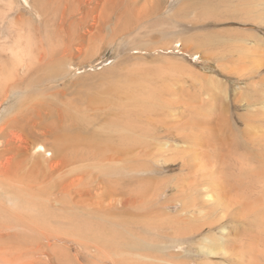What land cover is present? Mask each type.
I'll return each mask as SVG.
<instances>
[{
	"label": "rangeland",
	"instance_id": "1",
	"mask_svg": "<svg viewBox=\"0 0 264 264\" xmlns=\"http://www.w3.org/2000/svg\"><path fill=\"white\" fill-rule=\"evenodd\" d=\"M97 1L0 103L31 197L106 264H264V0Z\"/></svg>",
	"mask_w": 264,
	"mask_h": 264
},
{
	"label": "bare ground",
	"instance_id": "2",
	"mask_svg": "<svg viewBox=\"0 0 264 264\" xmlns=\"http://www.w3.org/2000/svg\"><path fill=\"white\" fill-rule=\"evenodd\" d=\"M20 1L0 0V75L4 79L0 81V103L16 93L26 80L24 78L28 77L25 75L46 59L41 42L34 53L28 49L30 36L32 32L40 31L46 12L52 9L50 21L63 26L67 21L74 22L78 16V20L82 21L92 15L95 2L56 0L57 4H52L53 0ZM57 148L61 151L59 146ZM30 150L20 122L9 119L1 124L0 264H83L78 262V256L83 254L90 260L96 258V263L106 264L104 253L96 256L100 250L95 245L84 242L83 238L75 240L78 233L82 236V224L70 222L59 227L64 222L57 215L47 218L53 211L51 206L33 199L40 188L38 182L35 183L37 179H32L39 176L31 178L34 171L26 168ZM71 249H75V255L70 253Z\"/></svg>",
	"mask_w": 264,
	"mask_h": 264
}]
</instances>
